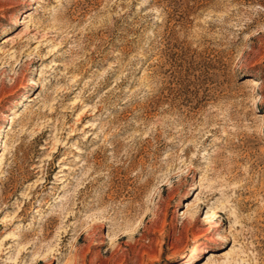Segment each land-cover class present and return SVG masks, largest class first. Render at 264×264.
<instances>
[{
	"label": "rangeland",
	"instance_id": "obj_1",
	"mask_svg": "<svg viewBox=\"0 0 264 264\" xmlns=\"http://www.w3.org/2000/svg\"><path fill=\"white\" fill-rule=\"evenodd\" d=\"M0 264H264V0H0Z\"/></svg>",
	"mask_w": 264,
	"mask_h": 264
},
{
	"label": "bare ground",
	"instance_id": "obj_2",
	"mask_svg": "<svg viewBox=\"0 0 264 264\" xmlns=\"http://www.w3.org/2000/svg\"><path fill=\"white\" fill-rule=\"evenodd\" d=\"M247 82L250 84V85H255V84H258L257 80L255 79H252V78H247ZM259 85V84H258ZM255 87V86H254ZM257 87V86H256ZM213 212V211H212ZM212 212H210V215L212 214ZM214 215V214H213ZM207 217L209 218V214L207 215ZM212 217V216H211ZM208 221V219H207ZM210 222V221H209ZM194 248L192 247L191 250H193Z\"/></svg>",
	"mask_w": 264,
	"mask_h": 264
}]
</instances>
